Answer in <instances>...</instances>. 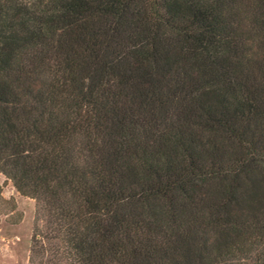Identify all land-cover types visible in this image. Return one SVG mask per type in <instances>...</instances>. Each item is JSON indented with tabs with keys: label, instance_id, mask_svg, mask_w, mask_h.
Returning <instances> with one entry per match:
<instances>
[{
	"label": "trees",
	"instance_id": "16d2710c",
	"mask_svg": "<svg viewBox=\"0 0 264 264\" xmlns=\"http://www.w3.org/2000/svg\"><path fill=\"white\" fill-rule=\"evenodd\" d=\"M244 1L0 0V173L47 214L32 255L264 264V0Z\"/></svg>",
	"mask_w": 264,
	"mask_h": 264
},
{
	"label": "rangeland",
	"instance_id": "374dc122",
	"mask_svg": "<svg viewBox=\"0 0 264 264\" xmlns=\"http://www.w3.org/2000/svg\"><path fill=\"white\" fill-rule=\"evenodd\" d=\"M237 1L245 10L246 1ZM245 28L250 29L249 22H245ZM246 45L255 47L251 40ZM46 215L45 212L38 214L36 200L21 195L0 173V264H31L30 259L35 256L31 254L35 235L39 230L45 231ZM47 246L51 248L46 242L44 247ZM48 258L47 253L35 256L34 264H48Z\"/></svg>",
	"mask_w": 264,
	"mask_h": 264
}]
</instances>
